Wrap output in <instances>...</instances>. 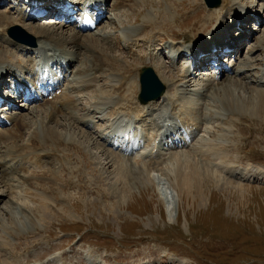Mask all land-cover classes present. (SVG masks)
<instances>
[{"label":"rangeland","instance_id":"rangeland-1","mask_svg":"<svg viewBox=\"0 0 264 264\" xmlns=\"http://www.w3.org/2000/svg\"><path fill=\"white\" fill-rule=\"evenodd\" d=\"M138 1L133 9L128 7L113 12V19L101 26V29L109 33V41L108 45H100L99 49L115 58L118 57L119 60L122 59V62H126L125 65H129L128 63L132 65L130 70H133L127 79L130 77L134 81L130 88L136 96L139 92L138 69L142 66L153 67L156 72L158 70L159 77L163 73L167 80L171 79V75L167 74L169 69L183 68L180 65L173 67L171 61L162 58L154 59L157 67L150 64L147 59L153 54L152 48H149L150 43L175 45L178 43H173V37L182 33L185 36L189 35L190 39L194 38L196 33V37L199 38L203 30L208 31L218 20L212 18L210 20L209 16L200 17L199 12L182 21L180 23L182 29H178L176 18L183 20L184 16L188 12H193L197 5L188 7L184 14L180 13L182 6L198 3L197 7L200 8L202 6L199 2L202 0ZM241 1L243 5H252L255 2L249 0L251 2L247 4L248 0ZM232 2L233 0L229 3L230 8H233ZM257 2L259 5L263 4L262 0ZM2 9L0 8V13L5 11ZM146 16H150L152 21L144 22ZM204 20L207 22H203ZM37 22L50 23L46 19ZM193 23H196L194 29ZM139 25H146L147 31L140 35L139 46L142 51H138L140 52L138 56L132 59L129 57L127 41L122 32L126 27ZM66 28L64 30L67 32ZM178 30L179 32H176ZM260 36L262 40L264 28ZM258 37L256 34V38ZM12 49L13 47H8L0 40V55L3 53L5 59L7 52L9 50L12 52ZM81 53L83 63H80L81 61L78 63L85 66L92 52L84 47ZM141 56L146 62L142 61ZM257 57L264 60V52L259 54L258 51ZM249 63L256 64L259 61L255 59ZM228 80V77H223L221 83L225 84ZM110 81L111 75L108 73L99 76V85L79 100L81 106L78 115L82 111L84 115L86 110L93 106L92 102L98 93V98L101 95L100 90L106 89L108 94L112 93L114 89L109 86ZM237 81L236 78L233 102L236 111L229 114L228 118L224 115L216 117L212 111L211 117L206 118V122L210 120L207 123L210 127L208 130L212 131L201 136V139L205 137L209 141L206 145L212 143L216 147L219 146L223 155L228 157V162L221 164L224 171H219L220 173L209 165V168H213L211 170L217 173L220 182L216 178L208 177L204 181V197L200 194L179 195L173 219L170 218L167 200L160 188L162 179L146 180L144 170L136 169L130 162L119 169L103 154L104 147L101 144L84 141L81 129L74 126L70 130L67 127L68 119L62 118L60 121L64 123L66 121V126L61 129L58 126L55 128L61 133L64 132L63 134L68 132V135H78L75 137L79 140L82 137L81 141L91 152L94 163L90 167L82 164L83 167L79 170L81 166L78 167L74 160L61 167L57 159L50 156L44 162L46 170H49L47 172L57 180V183L58 180L61 182L57 179L58 174L66 173V178H61L62 182L67 180L68 186L65 190L54 186L46 187L44 194L39 195L38 201L29 202L24 208L15 205L9 208L7 198L0 203V264H34L39 261H42L41 264H60L57 263L58 259L50 260L46 251L52 247L50 253L65 252L75 237V239L82 237V240L77 245L73 243L76 245V254L71 252L65 255V264H91L89 262L95 264L97 261L101 264H264V181H246L234 175L237 165H260L264 168V92L259 93L257 88ZM166 92L173 91L171 92L169 87ZM33 110L36 109H31L30 113L22 109L17 110L28 113L30 120L25 138L22 136L23 141H28L29 133L33 129L31 123L35 118ZM190 147L192 145L174 152L172 156L189 150L194 153L190 152L192 156L199 155L197 145L193 147L197 152ZM221 147H224L223 150ZM105 148L110 149L107 146ZM107 153L116 161L119 160L115 152L108 150ZM77 157L80 160L79 155ZM212 158L216 161L214 156ZM47 162L50 164L47 165ZM162 163L163 160L158 162V170L165 166H160ZM71 170H75L77 176L75 172L72 175ZM225 172H229L230 176ZM225 180L243 184L244 187L241 189L230 187L229 190H225L227 183Z\"/></svg>","mask_w":264,"mask_h":264},{"label":"bare ground","instance_id":"bare-ground-1","mask_svg":"<svg viewBox=\"0 0 264 264\" xmlns=\"http://www.w3.org/2000/svg\"><path fill=\"white\" fill-rule=\"evenodd\" d=\"M230 1L224 0L223 6L209 9V19L218 20L214 24L215 28L208 29L209 33L204 37V39L210 37L205 42L207 45L217 46L220 44V37H218L217 32V30L221 29L220 25H223L220 21V12L225 8L232 9L229 5ZM138 2V0H114L112 9L113 12L128 7L133 9L137 6ZM231 6L233 8L238 7L233 9L234 11L231 10L233 15L238 14L235 16L237 20V18L242 16V12H245V9L240 8L241 4L238 0H233ZM246 15L249 16L250 14L247 13ZM111 19H113L112 15L106 16L107 22H110ZM149 21H152L150 20V16H146L144 22ZM36 22L29 21L23 13H20V16L11 15L6 10L0 13V40L1 42L4 41L8 46L13 45L17 49L16 53L10 50L7 52V60L1 52L0 72L2 71L4 75V72H7V70L8 73L12 74L15 69L33 68V65L38 62L35 60V55L28 57L23 53L25 49H30L33 52L44 53L45 57L49 56L57 60L58 66H69L70 75L61 81V92L55 98H48L43 104L34 106L36 110H33L32 114H34L35 118L31 122L33 123V129L29 133L28 141L22 140V136L25 138L26 128L30 126V120H28L26 113H11L8 116V120L13 121L12 125L7 128H0V203L7 198L10 203L9 208H12L14 205L15 207L20 206L24 208L29 202L38 201L39 195L44 194V188L46 187L54 186L65 190L68 186L66 183L67 180L62 182L63 179L61 178H66V173L64 175L58 174L59 178L57 179H60L61 182L58 180L57 183V180L52 178L47 172L48 169L46 170L44 162L50 156L57 159L61 167L66 163H70L71 160H74L78 164V167L79 165L81 166L78 168L79 170L83 167L82 164L90 167L94 163L93 159H91V152L81 141L83 140L82 137L79 140L75 137L78 135H68V132L67 134H63L64 132L61 133L58 128H55V126H58L61 129L66 126V121L65 123L60 121L62 118L68 119L69 123H67V127L70 130L74 126L81 129L84 141L96 143L97 145L100 142L104 147H106V142H101L102 136L95 137L92 135V132L88 131V123L92 124L93 128L98 130V132L104 134L108 132L109 127L114 123L120 124L123 122L126 123L129 120L134 121L137 129L144 131V148L132 153L134 155L131 156L133 157L132 160L116 154L119 158L116 161L107 153L108 150L106 148L102 149L103 154L107 159H110L109 162L113 161V164L117 165L119 169L125 164L129 165L130 162L136 169L142 168L144 170L146 180H153L155 178L162 179L163 183L160 185V188L165 194L170 218L176 214L175 204L179 195L200 194L204 197V181L208 177L216 178L219 181L216 172L224 171L223 165L221 166V164L228 162V157L223 155L219 146L216 147L212 143L206 145L209 141L205 137L201 139V136L205 132L210 133L208 130L210 127L199 120V117L202 116L199 113L203 114V112H206L208 117H211L212 111H214L216 117L223 115L227 117L233 111H236L235 107H233L236 78L233 79L230 73L248 82L250 80L248 77L250 74L248 67L258 66L259 63H245L243 59L240 60V63L243 65H238L229 74L226 75V72L222 71V76L229 78L225 84L221 83L223 77L220 80L218 77H207L202 79L201 83L193 86V79H189L186 70L183 73L167 72L169 76L171 75V79L169 78V83H167V89L170 87L171 92H173H166L161 99L151 101L148 104L139 103L137 101L138 95L136 96L132 93L133 90L131 91L130 88V84L134 83V81L130 77L128 78L130 80L127 79L133 70H130V66L132 65L130 63H128L129 65H125L126 62H122V59L115 58V56L102 51L103 49L99 50L101 49L100 45H108L107 42L109 41V33L101 29V25L94 31L83 33L75 25L71 26L72 24L68 23L48 25ZM223 22L228 24L225 20ZM11 25H21L23 28L30 30L37 37L38 46L29 47L27 45H21L11 39L7 34L8 27ZM195 25L196 23L192 24V29H194ZM66 26L71 27V30H67L66 32L64 30ZM145 26L139 25L138 27H126L123 29L122 34L126 38V47L129 51V57L132 59L138 56L140 35L147 31ZM248 34L249 32H247ZM189 39V35H186L185 42L188 44H186L184 50L180 49V52L188 50L193 53L195 46L189 42ZM235 43L231 44L230 47L238 50L241 44ZM84 47L92 52L91 57L87 58L85 66L83 64L80 65V63H83L81 60V50ZM17 53H20V55H17ZM14 58H16V61H13ZM150 60L154 61L152 58ZM79 61L81 62L78 63ZM199 65V62H197L196 66L198 67ZM261 70L262 75L258 77V81L256 82L258 86L264 85V67H261ZM105 73L111 75L109 86L113 87L114 90L112 89V93L108 94L107 90L101 87L105 90H100L101 95L98 98V93L92 102L95 112L98 115H91L89 110H86L87 112L84 115L83 111L78 115V110L81 106H79V99L87 92L92 91L94 87L98 86L99 76ZM4 85H7V81L4 82ZM200 98L204 99L203 104L201 103L198 107L193 106L199 104ZM24 105L27 104L25 103ZM202 105L203 107L200 108ZM198 108L200 109L198 110ZM51 122L53 123L50 124ZM103 122L107 124H101ZM167 123H172L174 127L183 126L191 136H194L195 140L197 139L199 141H196L197 144L194 143L198 146L196 148H199V155L195 153L198 156H192L190 150L179 153L175 157L171 155L165 156V154L161 153L163 149L161 146L164 144L162 140H165L171 134L170 131L165 130ZM76 129L79 132V129ZM202 131H204L203 135L198 138ZM107 136L109 137L108 134ZM181 139H183L182 136ZM191 148L192 150H197L196 148ZM221 148L223 150L224 147ZM191 153L194 154L193 152ZM78 155L80 160L77 157ZM212 156H214L216 161L213 160ZM160 160H163L160 166H165L161 167L159 171L157 164ZM46 164L49 165L50 162ZM209 165L215 167L216 172L211 170L213 168L210 169ZM31 166H35L36 168L33 169ZM236 168L240 170V172H236L239 178L248 179L254 174H259L257 179H264V169H259V166L247 165L240 167L237 165ZM258 169L260 172L257 173L256 170ZM63 170L65 171V167ZM74 172L77 176L76 171L71 170L72 175ZM225 173L229 175V172ZM220 177L223 176L220 175ZM225 181L227 182L225 190H229L230 187L232 189H241L244 187L243 184ZM39 203L44 204L42 201H39Z\"/></svg>","mask_w":264,"mask_h":264},{"label":"water","instance_id":"water-1","mask_svg":"<svg viewBox=\"0 0 264 264\" xmlns=\"http://www.w3.org/2000/svg\"><path fill=\"white\" fill-rule=\"evenodd\" d=\"M211 8L218 6L220 4V0H206ZM9 33L18 39L28 41L29 37H32L29 33H27L24 29L19 26H15L9 30ZM143 80V93L148 94L153 92L155 97H158L163 91L164 86L160 83V81L155 76L152 69H146L142 76Z\"/></svg>","mask_w":264,"mask_h":264}]
</instances>
